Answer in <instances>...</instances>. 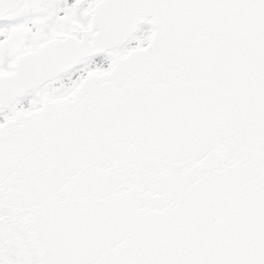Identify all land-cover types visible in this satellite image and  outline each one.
I'll list each match as a JSON object with an SVG mask.
<instances>
[{
    "label": "snow or ice",
    "instance_id": "snow-or-ice-1",
    "mask_svg": "<svg viewBox=\"0 0 264 264\" xmlns=\"http://www.w3.org/2000/svg\"><path fill=\"white\" fill-rule=\"evenodd\" d=\"M0 264H264V0H0Z\"/></svg>",
    "mask_w": 264,
    "mask_h": 264
}]
</instances>
